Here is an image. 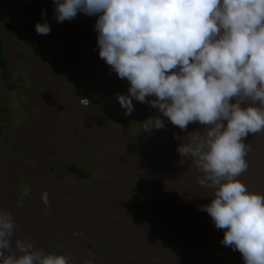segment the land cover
<instances>
[{"label":"rangeland","instance_id":"rangeland-1","mask_svg":"<svg viewBox=\"0 0 264 264\" xmlns=\"http://www.w3.org/2000/svg\"><path fill=\"white\" fill-rule=\"evenodd\" d=\"M42 9L48 35L35 30ZM53 10V0H0L16 85L0 68V211L15 222L13 247L27 239L68 264H244L200 210L213 196L198 183L203 173L188 160L180 165L174 134L203 126L182 131L165 117L164 128L144 132L142 122L158 112L133 100L125 115L117 94L129 84L99 57L97 17L58 23ZM245 143L239 179L264 193V131Z\"/></svg>","mask_w":264,"mask_h":264},{"label":"clouds","instance_id":"clouds-1","mask_svg":"<svg viewBox=\"0 0 264 264\" xmlns=\"http://www.w3.org/2000/svg\"><path fill=\"white\" fill-rule=\"evenodd\" d=\"M58 23L78 14L97 17L99 57L127 93L117 100L130 116L133 100L155 108L143 131L165 127L167 118L186 131L174 139L180 165L194 163L198 183L213 191L201 205L221 244L241 253L244 264H264V193L250 191L239 177L248 169L249 134L264 131V0H53ZM37 34L48 35L46 19ZM87 105L90 101L81 100ZM203 132V134H201ZM47 205V194H44ZM16 225L0 211V264H68L63 255L15 239ZM94 255V254H90ZM91 264V262H89Z\"/></svg>","mask_w":264,"mask_h":264},{"label":"trees","instance_id":"trees-1","mask_svg":"<svg viewBox=\"0 0 264 264\" xmlns=\"http://www.w3.org/2000/svg\"><path fill=\"white\" fill-rule=\"evenodd\" d=\"M0 22H5V24L7 26H11V23L9 21H7L6 19H4L1 14H0ZM0 68L2 70V77L3 79L9 83V87L10 89H15L16 85L14 83L13 77L11 75V69H10V65L9 62L7 60V58L4 56V50H3V44L2 41L0 39ZM72 173H81V171L78 168L72 167L70 170ZM86 175V173H85Z\"/></svg>","mask_w":264,"mask_h":264}]
</instances>
